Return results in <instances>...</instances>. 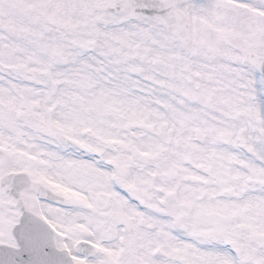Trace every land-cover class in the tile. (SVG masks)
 <instances>
[{
  "label": "snow or ice",
  "instance_id": "1",
  "mask_svg": "<svg viewBox=\"0 0 264 264\" xmlns=\"http://www.w3.org/2000/svg\"><path fill=\"white\" fill-rule=\"evenodd\" d=\"M0 264H264V0H0Z\"/></svg>",
  "mask_w": 264,
  "mask_h": 264
}]
</instances>
